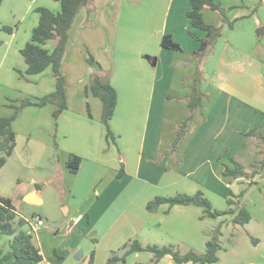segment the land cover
Returning a JSON list of instances; mask_svg holds the SVG:
<instances>
[{
    "label": "crops",
    "instance_id": "0c3cea01",
    "mask_svg": "<svg viewBox=\"0 0 264 264\" xmlns=\"http://www.w3.org/2000/svg\"><path fill=\"white\" fill-rule=\"evenodd\" d=\"M135 1L96 0V12L88 16L87 10L83 9L70 30L62 64L68 87V110L59 120V149L56 150L51 139L55 127L52 105L28 107L13 123L17 136L16 147L7 164L12 163L23 171H29L32 176L41 168L48 170L51 176L44 181L47 182L45 186L58 190L62 203L81 204L89 214L86 227L89 230L80 232L74 226L77 230L69 231L65 247H56L51 251L43 246L37 247L43 257L42 264H107L112 252L135 240L144 246H175L186 252H200L199 248L207 247V232L216 224L204 218L202 208L161 205L157 212H149L147 205L156 197L202 192L212 201L213 207L220 204L223 205L221 210L235 208L228 205L231 184L222 176L223 165L227 163L226 156L221 155L224 150L216 142L215 149L212 148L209 135L212 131L216 139L226 133L248 137L245 134L262 124L264 118L259 117L251 103L229 90L230 83L225 82L223 76L217 85L207 83L210 80V56L199 66L193 55L199 43L189 36V31H193L199 38L205 37L204 32L192 28L187 17L191 0L138 2L142 3L139 8L151 11L149 18L152 19L154 15L159 18L148 37L143 33L141 20L138 21L140 26L131 29V33L123 31L116 22L118 19L114 20L115 23L111 21L116 8L123 10ZM39 7L55 13L61 10V5L51 0H3L0 4V118L13 114V110L6 106L7 101L40 98L55 90L51 68L40 75L28 77L29 82L20 80L17 73V70H27L21 50L30 41L33 29L38 25L39 15L35 10ZM211 13L216 12L205 10L204 19L210 24H220L221 18L217 15L213 17ZM3 26L15 30L8 34L2 30ZM165 36H171L174 42L182 46L183 52L164 49L161 42ZM144 37L149 40L134 43L136 39L143 41ZM46 48L52 51L54 45ZM88 50L102 64L104 78L109 79L118 92V105L110 122L117 139L111 143H108L102 123V102L92 95L88 97L86 92L93 72L87 62ZM149 56L155 57V60ZM217 63L223 64L219 59ZM198 66L203 76L201 90L208 100H204L202 108L195 112V125L188 129L187 137L193 138L195 146L188 150V154L168 155L170 139L175 134L176 126L187 117L188 99L192 94ZM109 71H112L111 75ZM184 73L186 75L183 76ZM178 84L180 88L174 96V88ZM234 87L237 91V87ZM243 92L253 95L247 89ZM173 96L177 98L176 101H171ZM215 100L221 102L219 115L221 113L223 126L213 131L211 113L216 109L210 108V104ZM88 104L92 118L89 116ZM236 109L238 114L234 118L235 124H231V111L235 112ZM152 116H155L153 121ZM207 135L208 143L204 138ZM72 154L82 158L77 174H72L67 168V161ZM202 154L205 157L199 162ZM159 155L163 156L157 162ZM176 163H181L179 171L173 167ZM122 168L123 174L119 176ZM263 172L259 171L253 178L260 177ZM34 177L31 180L36 189H31L26 196L34 194L42 204L45 201ZM211 177L215 180H209ZM254 182L259 183L249 180L251 185ZM261 184L264 187V179ZM262 185L257 186L259 192L253 194L249 203L244 205L252 217L246 226L249 227L248 233L257 237V249L264 243ZM5 189L0 187V196L10 198L14 204L13 197L6 195ZM233 194L238 196L237 192ZM17 215L16 222L21 216L18 212ZM230 218L233 222L234 216ZM34 222V219L26 222L30 230L26 227L19 230L36 233L39 240L43 236ZM88 238L93 243H87ZM3 239H8V243L0 251L8 252L13 237L2 236L0 242ZM79 250L83 255L77 260L75 256ZM126 264H154V258L151 253H136L128 258ZM157 264L176 263L168 255Z\"/></svg>",
    "mask_w": 264,
    "mask_h": 264
},
{
    "label": "rangeland",
    "instance_id": "374dc122",
    "mask_svg": "<svg viewBox=\"0 0 264 264\" xmlns=\"http://www.w3.org/2000/svg\"><path fill=\"white\" fill-rule=\"evenodd\" d=\"M95 1L92 5V11H88L86 9L88 12V16H91L96 12ZM218 1L222 4V7L225 10L227 22L223 25L222 37L217 41L216 49L210 54V57L208 58V73L210 80L207 83L210 82L212 86L217 85L219 83V79L221 78V76H223L225 82L230 83L228 87L229 90H232L231 92L233 94L236 93L238 98L251 103V105L257 109L259 117L263 119L264 34L260 33L259 30L264 29V0ZM138 2H142V0H136L134 3L131 2L130 6L124 7L123 10H120V8H116L114 10L113 16H111V21L113 22L114 20L118 19L116 22L121 28H123V31L131 33L133 29L140 26L138 24V21L141 20L143 21V24L141 25L143 33H146V37H148V34H150L149 31L157 26L156 24L159 22V18H157V16L155 15L152 17V19L149 18L148 16H150L151 11L145 8H139L140 4L142 3L138 4ZM215 15H217L218 18H221L220 21L222 20L221 14L211 13V16L214 17ZM113 23H115V21ZM228 23H232L233 28H230ZM123 25H125V27ZM8 26L13 27V25ZM146 37H144L143 41L140 39H136L134 43H142L148 41L149 39H147ZM89 53H91L95 57V55L90 50H88V56ZM149 58L153 61L155 60V57L153 56H149ZM217 59L221 60L223 64L218 65ZM103 71L105 72L104 68ZM108 73L109 75H111L112 71H109ZM184 75L186 74L184 73L183 76ZM234 86L237 87V91L235 90ZM179 88L180 84H178V87L177 85L175 86L174 91L176 92H174V96L177 95V91ZM245 89L253 93V95L251 96L245 94L243 92ZM174 96L171 98V101L177 100V98ZM217 102L218 101L215 100V102L210 104V108L216 109L212 112L213 114L211 113V128L213 131L223 126V124H221V113L219 115L221 102ZM223 110L224 109H222V111ZM231 113L232 119H230V123L235 124L234 118L238 114V111L236 109L235 112L231 111ZM153 119H155V116H152V121ZM164 122L169 123L166 121ZM181 123H183V121ZM181 123L179 125H181ZM192 125H195V117L193 118L191 126ZM261 126L262 128L259 133L261 132L260 134L264 135V121L262 122V124H259L256 127ZM176 127L177 128L175 129V134L173 138L170 139L168 155L173 154L179 156V154H182V152L184 154H188V150L192 147L194 148L195 146V141L193 140V138L187 137L188 131L185 138L177 144L176 149L172 148V145L177 137L176 131L179 126ZM102 128L104 129V127ZM105 129L107 138L106 126ZM110 129L114 135L113 139L116 140L117 137L115 136L111 125ZM212 135L213 134L211 131V134L209 135V142L212 148L215 149V142L220 144L222 149L224 150L221 152V155L226 156V162L229 163L230 159H234L239 164L245 167V170L249 175L253 172V167L251 165L255 164L257 161L259 163L264 161V140L260 141L257 137H243L242 135L236 133L231 135L227 133L225 135L222 134L218 139L213 138L214 136ZM206 137H208V135L204 137L206 142L208 143V138ZM51 139L53 140L54 145L55 143L57 145L60 144L58 134L57 132H55V127ZM113 139H107L108 143H111ZM244 145H246L245 149L243 148ZM241 149L242 152H240ZM212 154L214 155V151H212ZM162 156L163 155L158 156L157 162L160 161ZM200 156L201 159H198L199 162H201L205 157L204 154ZM179 166H181V163H179V165L178 163H176L173 167L176 171H179ZM257 167H260V165L258 164ZM34 176H32L31 172L23 171V169L21 170V168L14 166L12 163L7 164L6 166H4V168L0 169V187L6 188V195H11L13 197L15 209L21 215L16 222L17 229H20L19 224L21 219H24L27 223H29L33 218L41 217L42 223L40 224L39 229L41 230L40 233L43 237L37 240L36 233H33L35 245L37 247L40 246L41 248L44 247V249H47L49 251L53 250L56 247H65L64 244L68 239L69 231L76 229L77 227L80 232H83V229L89 230V227L86 228L89 219V217L87 216L89 215L88 210L85 208V206H82L78 203L74 205L62 203L58 190L54 189L53 187L45 186L47 182L44 181L48 180V178L51 176V173L48 170H45L43 168L36 170ZM32 177H34V179H37L36 181H38V185L40 186V195L45 201L40 205L29 203L27 200L24 201V199L28 197L26 196V193L31 189H36L35 185H33L32 183ZM262 179H264V172L258 178H253L250 175L249 179L245 177L239 179V181H233L230 185V189L233 193L237 192L238 196L244 193L243 196L240 197L239 202L241 203V205H245L246 202L249 203V201L252 199L253 194L259 192L257 186H259V184L262 185ZM209 180L215 179L211 177ZM249 180L259 181V183L254 182V184L251 185L249 183ZM227 182L229 183L228 179ZM212 185H214V182H212ZM260 189L264 194L263 185ZM229 195L230 192L228 196ZM218 205L219 206H215L217 210H227V208L226 210H221L223 208L220 207H222L223 205ZM231 216H234L235 218V215H226L215 220L211 219L213 221L212 224L216 225L207 232L209 240L212 239L213 233L215 232L218 225L224 222L221 231L222 235L221 237H219V244L222 249L217 254L221 263L216 262L214 264H264V243L262 244L261 248L257 249L255 245V240H257V237L251 236L248 233L249 227H247L246 225L241 226L234 224L230 218ZM74 226H76V228H74ZM23 227H26L28 228V230H30L29 224L24 225ZM7 240L8 239H3L0 242V250L6 248V245L8 243ZM88 240L89 241L87 243H93L90 238H88ZM206 249L207 247L202 246L198 249V251H200L198 253L204 254L206 252ZM44 251L46 252V250ZM181 252L187 253L184 250H181Z\"/></svg>",
    "mask_w": 264,
    "mask_h": 264
},
{
    "label": "trees",
    "instance_id": "16d2710c",
    "mask_svg": "<svg viewBox=\"0 0 264 264\" xmlns=\"http://www.w3.org/2000/svg\"><path fill=\"white\" fill-rule=\"evenodd\" d=\"M3 0H0V4ZM61 5V10L55 13L48 8L39 7L35 12L39 15L38 25L33 29L30 41L21 50L27 70L25 72L17 70L19 78L22 81L29 82L28 77L40 75L51 68L55 81V90L40 98H25L22 100L8 101L6 106L13 110L10 117L0 118V169L13 156L16 147V133L13 130L14 121L28 107H45L52 105L54 107L53 120L55 132L58 131L59 120L68 110V87L66 78L62 72V64L66 57V49L69 40V32L72 29L79 13L83 9L92 11L95 0H51ZM211 11L222 15L221 24L214 25L204 19L203 12ZM192 28L205 33V37L199 38L193 31H189V36L194 38L199 47L194 52L198 65L205 60L214 51L219 38L222 37L223 25L227 22V17L222 4L218 0H191V9L187 13ZM233 28L232 23H228ZM2 30L12 34L15 28L3 26ZM48 45H54L53 50L46 48ZM161 46L166 50L183 52L182 46L173 41L171 36H165ZM87 62L93 72L90 75V84L87 87V96H94L102 102V123L107 127V139H113L114 135L110 129L116 108L118 105V92L110 83L109 79L103 76V67L98 60L89 53ZM193 79L192 94L188 99L187 117L177 129V137L172 145L176 149L177 144L185 138L189 127L192 124L195 112L202 108L203 101L208 100V96L201 90L203 80L200 67ZM89 116L92 118L88 104ZM261 127L251 129L245 135L248 137H257L260 141L264 140V135L260 134ZM114 140V139H113ZM56 150L58 145L55 143ZM259 153V152H258ZM82 164V158L77 155H70L67 161V168L72 174H77ZM258 164L260 167H257ZM253 172L250 174L255 177L259 171L264 170V161H258L251 165ZM222 176L233 181L241 178L250 177L245 167L234 159L223 165ZM123 174V168L119 176ZM240 196H235L230 192L228 205L230 208L226 211L215 209L211 201L202 193L194 195L179 194L173 197H156L147 205L149 212L155 213L161 205L174 206H197L203 209L205 219H218L226 215H235L233 223L245 226L251 220V214L246 206L239 202ZM17 210L10 198L0 196V239L2 236L13 237L10 250L8 252L0 251V264H42L43 257L33 241V234L16 227ZM224 222L220 223L213 233L212 239L207 243V249L204 254L195 251L182 253L175 246H144L139 241H131L125 244L120 250L112 252L107 264H126L127 259L136 253H151L154 258V264L160 262L164 257L170 255L176 264H213L219 261L218 252L222 249L219 244V237L222 235Z\"/></svg>",
    "mask_w": 264,
    "mask_h": 264
},
{
    "label": "water",
    "instance_id": "95a60500",
    "mask_svg": "<svg viewBox=\"0 0 264 264\" xmlns=\"http://www.w3.org/2000/svg\"><path fill=\"white\" fill-rule=\"evenodd\" d=\"M259 32L264 34V29H260ZM27 201L29 203H32V204H35V205H39L40 204V200H38L34 194L28 196L27 197ZM24 225H26V222L23 219H21L19 227L22 228ZM82 255H83V252L81 250L78 251V253L75 256V259H77V260L80 259L82 257Z\"/></svg>",
    "mask_w": 264,
    "mask_h": 264
},
{
    "label": "built area",
    "instance_id": "2783aa9c",
    "mask_svg": "<svg viewBox=\"0 0 264 264\" xmlns=\"http://www.w3.org/2000/svg\"><path fill=\"white\" fill-rule=\"evenodd\" d=\"M34 219V224L35 226L39 227L40 224L42 223V218L41 217H36V218H33Z\"/></svg>",
    "mask_w": 264,
    "mask_h": 264
}]
</instances>
